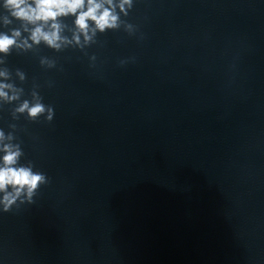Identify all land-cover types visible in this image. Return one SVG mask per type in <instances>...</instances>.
<instances>
[{
    "label": "clouds",
    "instance_id": "obj_1",
    "mask_svg": "<svg viewBox=\"0 0 264 264\" xmlns=\"http://www.w3.org/2000/svg\"><path fill=\"white\" fill-rule=\"evenodd\" d=\"M105 4L109 7H105ZM131 6V0H121L118 5L121 11L124 6ZM4 6L11 11L12 16L21 21H26L36 25L37 22L47 24L52 21V31L45 32L42 27L37 25L32 33L31 39L35 43H39L43 39L49 46L59 47L57 41L61 39L60 25L56 22L58 17H66L72 15L75 17L74 23L77 29L84 33L85 40L89 39L87 32L89 21L94 22L95 28L104 31L106 28L116 26L117 16L114 15L116 5L112 0H4ZM7 23V20L5 21ZM20 33L14 32L12 36L0 34V52L7 53L12 45L15 44V37ZM77 41L79 37H74ZM0 75L5 73L0 72ZM11 85L0 84V97H7L3 91L4 88H10ZM15 99V97H11ZM28 111L32 118L45 111V107L41 103H36L29 107V103L25 101L18 109L19 112ZM51 119V109H48ZM4 138L3 132H0V140ZM4 155L2 158V166H0V192L5 193L0 203L4 205V211H8L11 205L16 201L17 197L27 191L31 196L37 189L38 185L45 181V176L39 172H33L29 167H17L18 158L21 155L19 148H13L11 145L3 146ZM11 186L12 191L8 188Z\"/></svg>",
    "mask_w": 264,
    "mask_h": 264
}]
</instances>
